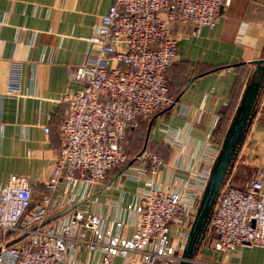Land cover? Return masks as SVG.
Here are the masks:
<instances>
[{"label":"built area","instance_id":"obj_1","mask_svg":"<svg viewBox=\"0 0 264 264\" xmlns=\"http://www.w3.org/2000/svg\"><path fill=\"white\" fill-rule=\"evenodd\" d=\"M229 3L111 1L96 33L88 37L91 48L84 61L68 69L69 79L81 85L67 100L56 127L62 143L46 182L49 194L35 202L23 174L11 173L0 181V264H180L184 259L190 264H229L207 259L201 245L207 242L221 251L238 245L264 246L262 173L240 186L222 184L199 247L190 258L183 255L186 229L209 169L193 190L183 182L170 188L152 183L124 205H109L110 214L78 205L98 187H107L108 174L120 165L126 167L131 159L147 163L152 174L159 171L161 155L143 149L130 156L126 146L129 131L172 101L167 73L177 59V37L170 32L171 23L193 24L194 32L201 26L214 27ZM18 91V66L12 63L7 93ZM217 120L215 116L212 128ZM43 129L47 132L48 124ZM66 207V212L46 221Z\"/></svg>","mask_w":264,"mask_h":264},{"label":"crops","instance_id":"obj_2","mask_svg":"<svg viewBox=\"0 0 264 264\" xmlns=\"http://www.w3.org/2000/svg\"><path fill=\"white\" fill-rule=\"evenodd\" d=\"M111 1L0 0V181L11 173L27 176L35 202L50 192L46 182L62 143L56 127L81 85L69 79L68 69L84 61L88 37ZM170 32L177 37V59L167 73L172 101L129 131L126 146L131 156L143 149L158 153L163 165L152 174L147 163L131 159L108 174L107 187L78 204L85 210L110 214L109 205H124L152 183L170 188L183 182L193 190L206 177L253 61L264 58V0H230L214 27L194 32L193 24L173 21ZM12 63L19 91L10 94ZM256 173L264 175V87L225 181L240 186ZM200 251L215 262L264 264V246L257 244L221 251L203 243Z\"/></svg>","mask_w":264,"mask_h":264},{"label":"water","instance_id":"obj_3","mask_svg":"<svg viewBox=\"0 0 264 264\" xmlns=\"http://www.w3.org/2000/svg\"><path fill=\"white\" fill-rule=\"evenodd\" d=\"M253 63L254 67L249 80L226 129L219 151L209 168L195 216L190 224L186 247L183 251V255L187 258L192 257L199 247L219 189L233 166L245 132L254 116L260 92L264 87V58L255 59ZM68 209L69 207L64 208L46 221L63 214ZM180 264H190V262L184 259Z\"/></svg>","mask_w":264,"mask_h":264},{"label":"rangeland","instance_id":"obj_4","mask_svg":"<svg viewBox=\"0 0 264 264\" xmlns=\"http://www.w3.org/2000/svg\"><path fill=\"white\" fill-rule=\"evenodd\" d=\"M126 151H127L128 155H130V151L128 150V148L126 149ZM128 151H129V152H128ZM130 156H131V155H130ZM130 156H129V157H130ZM130 159H131V158H129V159H128V161H129ZM118 168H119V167H117V168H114V169L112 170V172H111V174H110V175H112V174L116 173V171L118 170ZM119 169H120V168H119Z\"/></svg>","mask_w":264,"mask_h":264},{"label":"trees","instance_id":"obj_5","mask_svg":"<svg viewBox=\"0 0 264 264\" xmlns=\"http://www.w3.org/2000/svg\"><path fill=\"white\" fill-rule=\"evenodd\" d=\"M122 166H123V165H120V166H118V167L121 168ZM119 168H118V169H119ZM206 243H207V242H205V244H206Z\"/></svg>","mask_w":264,"mask_h":264}]
</instances>
